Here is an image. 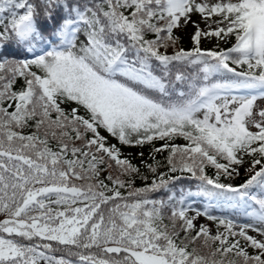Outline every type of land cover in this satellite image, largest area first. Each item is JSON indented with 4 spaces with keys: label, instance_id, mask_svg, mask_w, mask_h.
Here are the masks:
<instances>
[{
    "label": "snow or ice",
    "instance_id": "1",
    "mask_svg": "<svg viewBox=\"0 0 264 264\" xmlns=\"http://www.w3.org/2000/svg\"><path fill=\"white\" fill-rule=\"evenodd\" d=\"M0 217V264H264V0H0Z\"/></svg>",
    "mask_w": 264,
    "mask_h": 264
},
{
    "label": "trees",
    "instance_id": "2",
    "mask_svg": "<svg viewBox=\"0 0 264 264\" xmlns=\"http://www.w3.org/2000/svg\"><path fill=\"white\" fill-rule=\"evenodd\" d=\"M182 46L185 47V45H183V44H182ZM226 46H230V45H223V44H221V47H226ZM113 142H115V141H113ZM176 142L177 143H184V141L182 140V138L181 139H177ZM158 143H160V142H157V144ZM124 149H128V150H130L132 152V154H130V156L133 158V163H136L137 165L140 164V158L137 155L139 152H144V154H145V157L144 158L146 160H149V162H151L150 157H149V152L151 150V147L148 146V145H146L144 147H125ZM165 155H166V153H164V154H157V159L163 161V158H164ZM142 171H143V169H142ZM209 172L211 174L212 172H214V169H209ZM145 174H148V173L145 171ZM148 175L150 176V174H148ZM243 178H244L243 176L239 177L238 178L239 179V182L241 180H243ZM136 183H137V186H140L143 183V181H141V180L138 179ZM184 186L185 187L188 186V182L187 181L184 182ZM155 198H157V199H166V194L165 193H160V194L156 195ZM0 218H2V217H0Z\"/></svg>",
    "mask_w": 264,
    "mask_h": 264
},
{
    "label": "rangeland",
    "instance_id": "3",
    "mask_svg": "<svg viewBox=\"0 0 264 264\" xmlns=\"http://www.w3.org/2000/svg\"><path fill=\"white\" fill-rule=\"evenodd\" d=\"M193 31V29L191 27H189L186 31H182V32H178L177 35H180L183 37V43L184 44H187V45H190V41H189V34ZM214 43V41L212 43L208 42V41H204L203 43V47H211L212 44ZM125 154H128L129 151L128 150H123ZM243 175V174H242ZM237 180V179H236ZM236 180L234 181V183H236ZM198 223H206V221L201 218Z\"/></svg>",
    "mask_w": 264,
    "mask_h": 264
}]
</instances>
